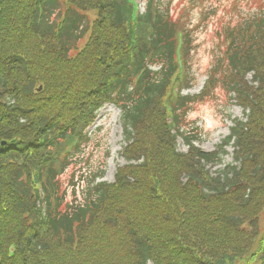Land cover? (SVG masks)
Returning <instances> with one entry per match:
<instances>
[{"label":"trees","instance_id":"16d2710c","mask_svg":"<svg viewBox=\"0 0 264 264\" xmlns=\"http://www.w3.org/2000/svg\"><path fill=\"white\" fill-rule=\"evenodd\" d=\"M186 15L146 0L132 39L130 0H0V264H264V14L219 31L201 94L178 96L167 124L164 96L195 79ZM215 91L244 121L206 153L185 116ZM103 101L120 109L134 162L111 184L83 135ZM228 146L233 162L212 176Z\"/></svg>","mask_w":264,"mask_h":264},{"label":"rangeland","instance_id":"374dc122","mask_svg":"<svg viewBox=\"0 0 264 264\" xmlns=\"http://www.w3.org/2000/svg\"><path fill=\"white\" fill-rule=\"evenodd\" d=\"M165 1V0H163ZM169 1V0H166ZM195 2L196 8L193 7ZM164 3V2H163ZM171 11L187 14L182 23L188 29L192 39L190 57V70L195 76V84L191 89L183 91V95L197 96L201 94V88L207 76V67L214 62L213 53L219 43L218 33L227 25L236 24L237 20L259 14L264 10V0H170ZM94 12H92V17ZM250 79V74L246 75ZM204 97V101L196 103L186 116L188 122L187 132L193 138L199 140L195 145L203 151H213L222 140L230 134L233 120H243V112L240 107L231 103L228 97L219 91ZM217 93V94H216ZM233 101V100H232ZM244 121V120H243ZM94 130L92 144L85 151L90 152V162L101 167L104 165V177L102 181L111 183L116 169L126 164L121 157L122 148L125 145L122 129L119 125V111L115 106L106 105L98 111L97 120L90 131ZM227 155L223 158V164L210 169L211 175L225 165L233 162L232 147L225 148ZM177 151L185 153L187 147L181 140L177 142ZM87 154L80 167L70 166L64 175V185H70L69 174L87 170ZM66 178V179H65ZM79 180L75 182L78 184Z\"/></svg>","mask_w":264,"mask_h":264}]
</instances>
